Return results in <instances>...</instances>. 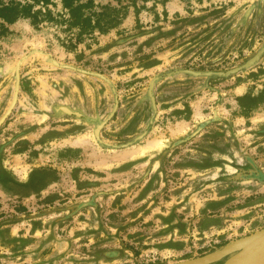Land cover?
Instances as JSON below:
<instances>
[{
	"label": "rangeland",
	"instance_id": "obj_1",
	"mask_svg": "<svg viewBox=\"0 0 264 264\" xmlns=\"http://www.w3.org/2000/svg\"><path fill=\"white\" fill-rule=\"evenodd\" d=\"M137 5L0 37V264H221L264 228V0Z\"/></svg>",
	"mask_w": 264,
	"mask_h": 264
},
{
	"label": "trees",
	"instance_id": "obj_2",
	"mask_svg": "<svg viewBox=\"0 0 264 264\" xmlns=\"http://www.w3.org/2000/svg\"><path fill=\"white\" fill-rule=\"evenodd\" d=\"M58 4L63 13L53 12ZM128 8L137 14L140 7L137 0H106L103 5L95 0H0V37L9 25L23 19L35 29L47 24L59 26L74 48L94 33L104 35L119 26Z\"/></svg>",
	"mask_w": 264,
	"mask_h": 264
},
{
	"label": "water",
	"instance_id": "obj_3",
	"mask_svg": "<svg viewBox=\"0 0 264 264\" xmlns=\"http://www.w3.org/2000/svg\"><path fill=\"white\" fill-rule=\"evenodd\" d=\"M58 110L65 114H73L65 107H59ZM225 260L221 264H263L264 263V228L260 231L239 239L233 243L223 246L210 260L206 262H215L222 258ZM203 259L182 261V264H193L201 262Z\"/></svg>",
	"mask_w": 264,
	"mask_h": 264
},
{
	"label": "bare ground",
	"instance_id": "obj_4",
	"mask_svg": "<svg viewBox=\"0 0 264 264\" xmlns=\"http://www.w3.org/2000/svg\"><path fill=\"white\" fill-rule=\"evenodd\" d=\"M157 145V144H156ZM159 145V144H158ZM164 145V143L162 142L161 144H160V146H163ZM158 148V147H157ZM178 264H182V263H178ZM264 264V263H263Z\"/></svg>",
	"mask_w": 264,
	"mask_h": 264
}]
</instances>
